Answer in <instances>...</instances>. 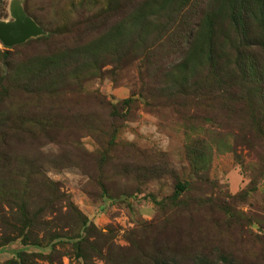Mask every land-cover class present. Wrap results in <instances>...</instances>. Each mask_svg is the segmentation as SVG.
I'll list each match as a JSON object with an SVG mask.
<instances>
[{
	"label": "rangeland",
	"instance_id": "374dc122",
	"mask_svg": "<svg viewBox=\"0 0 264 264\" xmlns=\"http://www.w3.org/2000/svg\"><path fill=\"white\" fill-rule=\"evenodd\" d=\"M12 1L0 202L55 212L0 264H264V0Z\"/></svg>",
	"mask_w": 264,
	"mask_h": 264
},
{
	"label": "trees",
	"instance_id": "16d2710c",
	"mask_svg": "<svg viewBox=\"0 0 264 264\" xmlns=\"http://www.w3.org/2000/svg\"><path fill=\"white\" fill-rule=\"evenodd\" d=\"M263 30H264V18H263ZM35 181H33L31 178L27 179V184H34ZM41 183V184H40ZM38 182L39 185H42V187H44L47 191V188H49V190H53L54 185L51 182L48 181H43V182ZM178 187V186H177ZM179 188V187H178ZM181 189V188H180ZM45 205L42 206L39 209L38 212V216L39 218L36 220V222L38 223L37 226L35 227V225L33 224L35 217L33 215H30L27 213V204L26 203H21L19 202L18 205H13V202H9V201H5L3 202V204L0 202V224H3L4 226H7L9 228V233L10 234H15L14 236H6L3 237V239L0 240V247L19 238L20 242L22 245H39V240H38V236L36 234V232H33V229H36L39 225H41L42 227L45 225L44 221H39L41 218L43 219V217L45 215H52L55 211H54V206H53V201L51 200H45ZM14 216H21V220H15ZM37 216V217H38ZM17 221L20 223L19 225H17ZM84 225V223L81 222V227ZM1 226V225H0ZM71 226V225H68ZM35 231V230H34ZM2 232L5 233V229H2ZM60 237L59 235H54L52 234L51 237H49V239H56ZM63 237V236H61ZM78 236H74V237H64L66 238V240H70V239H75ZM18 262L16 260H9L7 262H5L4 264H25V257H28L27 254H25L24 252H18ZM33 255H31L30 257H32ZM203 257H198L197 259H195L196 261H200L202 260ZM215 262H217L218 264H234L233 263V259L231 257H227V256H223V255H217L213 261V263L215 264Z\"/></svg>",
	"mask_w": 264,
	"mask_h": 264
},
{
	"label": "water",
	"instance_id": "95a60500",
	"mask_svg": "<svg viewBox=\"0 0 264 264\" xmlns=\"http://www.w3.org/2000/svg\"><path fill=\"white\" fill-rule=\"evenodd\" d=\"M11 21H0V44L12 47L24 43L29 38L43 34V31L27 16L22 8L14 1L8 8Z\"/></svg>",
	"mask_w": 264,
	"mask_h": 264
},
{
	"label": "crops",
	"instance_id": "0c3cea01",
	"mask_svg": "<svg viewBox=\"0 0 264 264\" xmlns=\"http://www.w3.org/2000/svg\"><path fill=\"white\" fill-rule=\"evenodd\" d=\"M7 250V249H6Z\"/></svg>",
	"mask_w": 264,
	"mask_h": 264
}]
</instances>
